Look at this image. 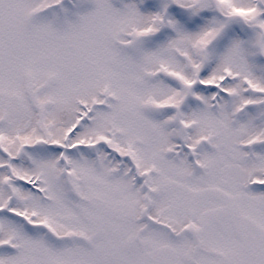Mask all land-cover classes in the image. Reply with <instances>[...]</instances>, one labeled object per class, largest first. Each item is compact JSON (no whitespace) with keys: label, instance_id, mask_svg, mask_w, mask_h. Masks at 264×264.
<instances>
[{"label":"snow or ice","instance_id":"1","mask_svg":"<svg viewBox=\"0 0 264 264\" xmlns=\"http://www.w3.org/2000/svg\"><path fill=\"white\" fill-rule=\"evenodd\" d=\"M0 264H264V0H0Z\"/></svg>","mask_w":264,"mask_h":264}]
</instances>
